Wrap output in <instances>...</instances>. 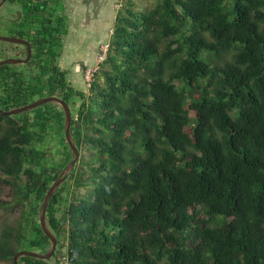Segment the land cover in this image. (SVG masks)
<instances>
[{
  "label": "trees",
  "instance_id": "16d2710c",
  "mask_svg": "<svg viewBox=\"0 0 264 264\" xmlns=\"http://www.w3.org/2000/svg\"><path fill=\"white\" fill-rule=\"evenodd\" d=\"M9 1L35 54L0 67V109L61 97L80 150L47 209L55 254L19 264H264V0H124L87 91L61 67L60 1ZM65 121L54 102L0 114V183L23 215L0 261L51 248L40 211L73 158Z\"/></svg>",
  "mask_w": 264,
  "mask_h": 264
},
{
  "label": "crops",
  "instance_id": "0c3cea01",
  "mask_svg": "<svg viewBox=\"0 0 264 264\" xmlns=\"http://www.w3.org/2000/svg\"><path fill=\"white\" fill-rule=\"evenodd\" d=\"M109 1L112 0H63L62 2L65 9L61 10V15L67 19L63 49H68L73 54L72 64L76 74H84L85 69L96 59L101 44L109 42L111 38L115 24L114 17L119 10L111 15L107 10ZM118 1L120 0H113L114 5ZM72 35H79V38L75 40ZM70 39L74 42L69 43Z\"/></svg>",
  "mask_w": 264,
  "mask_h": 264
},
{
  "label": "water",
  "instance_id": "95a60500",
  "mask_svg": "<svg viewBox=\"0 0 264 264\" xmlns=\"http://www.w3.org/2000/svg\"><path fill=\"white\" fill-rule=\"evenodd\" d=\"M6 1L7 0H0V9ZM0 38L7 40L9 42L26 44L28 46V56L26 58L9 57V58L2 59V60H0V67L7 65V64H21V63H27L30 61L32 51H31L30 42L27 39L21 38V37H14V36H0ZM51 102L60 104L65 111V119H66V121H65V132H66L67 140H68V142L71 145V148L73 150V158L71 159V161L69 162L67 167L64 169V171L57 178V180L51 185L50 189L48 190V192L45 196V199H44V202L42 204L41 211H40V222H41V225H42L44 232L51 239V243H52L51 248L46 253H41V252H38L35 250L22 249L14 255V264H19L20 257L24 256V255L32 256V257H38V258H42V259H49L55 254V252L57 250V246H58V239H57L56 235L52 232V230L50 229V227L47 223V217H46L47 209H48V206H49V203H50V200H51L53 194L57 191L59 186L67 179V177L70 175V173L74 169L75 164L80 157V150H79V148L76 144V141H75V139L72 135V132H71V126H72V109H71V106L69 105V103L67 101H65L61 97L56 96V95L44 96V97H41L37 100H34L31 103L24 105V106H21V107H16V108H13L10 110L0 109V114H2V115H14V114H19L21 112H25V111H28L30 109L36 108V107L43 105L45 103H51Z\"/></svg>",
  "mask_w": 264,
  "mask_h": 264
},
{
  "label": "rangeland",
  "instance_id": "374dc122",
  "mask_svg": "<svg viewBox=\"0 0 264 264\" xmlns=\"http://www.w3.org/2000/svg\"><path fill=\"white\" fill-rule=\"evenodd\" d=\"M156 0H135L136 4L143 9L148 8L149 6H153ZM110 2V1H109ZM107 5V10L110 11L111 15L115 13V11H118L114 6V2L113 0ZM10 6V2L8 1L5 6L2 8L1 12H0V17H2L3 12L8 10ZM115 19V17H114ZM114 22V20H111ZM112 25V23H111ZM71 37H73L75 40L79 38V35H72ZM74 42L73 40L70 39L69 43ZM84 50V49H82ZM72 55L70 53V51L67 49L65 50V52L63 53V56L61 57V64H64L67 68V71L69 70L68 73V79L69 81L72 82V84H74L75 86H78L77 89H82L87 91L88 87L86 86L85 82L83 81V73H77L74 70V66L72 64ZM39 99V97L35 98V100ZM78 103L80 104L81 101L79 100ZM73 114H75L76 109L73 108ZM59 138L57 135H55L52 138V142L51 144L55 147V143L59 144ZM69 177V176H68ZM72 187V186H71ZM17 194L15 192V187L11 186V185H4L2 183H0V200L1 201H6L8 202L10 205V207L8 209H1L0 210V237L2 234V231L8 226V225H16L18 223V221L21 219L22 215V211H21V207L16 204H14L13 202L16 200ZM27 215H29L30 218H38V216H33V212L31 211L30 214L27 213ZM62 250L63 254L66 251V246L62 247L59 246L58 250ZM54 258V257H53ZM0 264H10V262L8 261H0Z\"/></svg>",
  "mask_w": 264,
  "mask_h": 264
},
{
  "label": "flooded vegetation",
  "instance_id": "af4514ba",
  "mask_svg": "<svg viewBox=\"0 0 264 264\" xmlns=\"http://www.w3.org/2000/svg\"><path fill=\"white\" fill-rule=\"evenodd\" d=\"M8 1L9 0H7L4 3V5L1 7L0 12ZM40 1L41 0H36V2H40ZM59 1H60V4L56 3V5H55V8H58V9H55V10L59 14H61V10H64L65 8H63L64 7V5L62 3L63 0H59ZM50 6H54V4H50ZM26 13H27V9L21 1H18L17 3L10 2L9 9L4 11L2 17H0V36H13L11 33V29L15 25L17 26V24H19L20 22H22L24 20ZM14 37H18V36H14ZM21 38H25V37H21ZM25 39H27V38H25ZM27 40L30 42L29 39H27ZM62 40H63V38H62ZM11 43H15V42H9L7 40L0 38V56L2 57V59L9 58V57L26 58L28 56V46L26 44L15 43V44H18L21 46H18L19 48H14V46H12ZM30 45H31V51H32V55H31V58H32L33 54H35V52H34V47H33L31 42H30ZM63 50L64 49L62 47V51ZM62 56H63V54H62ZM61 67L65 68L67 70V68L64 64H61Z\"/></svg>",
  "mask_w": 264,
  "mask_h": 264
},
{
  "label": "built area",
  "instance_id": "2783aa9c",
  "mask_svg": "<svg viewBox=\"0 0 264 264\" xmlns=\"http://www.w3.org/2000/svg\"><path fill=\"white\" fill-rule=\"evenodd\" d=\"M123 1L124 0H120L115 4V8L117 10L122 8ZM113 30L114 29H112V32H113ZM109 50H110V42L102 43L100 48H99V52L97 54L96 64L92 65V66H88L85 69L84 80H85L86 86L88 88H90L92 86V83H93L94 77H95V73L99 69V64H101V62H103L107 58ZM63 264H69L66 256H64V263Z\"/></svg>",
  "mask_w": 264,
  "mask_h": 264
},
{
  "label": "clouds",
  "instance_id": "9594fccd",
  "mask_svg": "<svg viewBox=\"0 0 264 264\" xmlns=\"http://www.w3.org/2000/svg\"><path fill=\"white\" fill-rule=\"evenodd\" d=\"M65 256V255H64Z\"/></svg>",
  "mask_w": 264,
  "mask_h": 264
}]
</instances>
